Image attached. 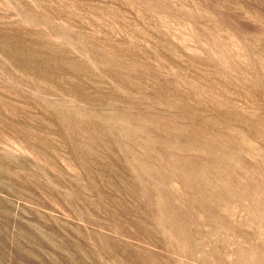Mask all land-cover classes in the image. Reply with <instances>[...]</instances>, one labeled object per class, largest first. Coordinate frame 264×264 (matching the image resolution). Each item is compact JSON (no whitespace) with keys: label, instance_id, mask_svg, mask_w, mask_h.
I'll return each instance as SVG.
<instances>
[{"label":"rangeland","instance_id":"1","mask_svg":"<svg viewBox=\"0 0 264 264\" xmlns=\"http://www.w3.org/2000/svg\"><path fill=\"white\" fill-rule=\"evenodd\" d=\"M0 264H264V0H0Z\"/></svg>","mask_w":264,"mask_h":264}]
</instances>
